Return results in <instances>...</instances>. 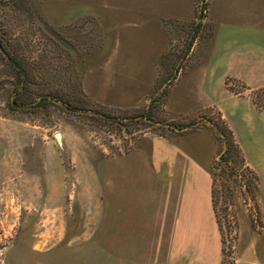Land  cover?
<instances>
[{
  "label": "rangeland",
  "instance_id": "374dc122",
  "mask_svg": "<svg viewBox=\"0 0 264 264\" xmlns=\"http://www.w3.org/2000/svg\"><path fill=\"white\" fill-rule=\"evenodd\" d=\"M204 3L0 0L7 51L29 64L46 91L81 82L83 105L92 110L15 111L8 107L12 78L0 85V264H264V184L246 159L231 162L228 179L218 157L212 162L213 216H202L201 229L188 219L186 235L172 233L171 219L160 226L137 217L148 237L123 239L103 216L113 197L112 185H101L107 159L143 135L179 138L213 132L208 120L226 123L201 89L212 45ZM3 54L0 74L7 73ZM225 85L264 105V87Z\"/></svg>",
  "mask_w": 264,
  "mask_h": 264
},
{
  "label": "crops",
  "instance_id": "0c3cea01",
  "mask_svg": "<svg viewBox=\"0 0 264 264\" xmlns=\"http://www.w3.org/2000/svg\"><path fill=\"white\" fill-rule=\"evenodd\" d=\"M207 19L212 45L200 68L201 89L220 108L244 159L264 184V110L249 97L237 98L225 85L232 79L250 91L264 87V0H209ZM218 156L210 130L179 138L139 137L129 152L106 160L101 185L108 181L113 197L104 203V219H114L123 239L148 237L135 223L137 217L143 225L159 220L162 226L161 220L171 219L172 233L178 235L187 234L190 218L201 229L202 216H213L210 169Z\"/></svg>",
  "mask_w": 264,
  "mask_h": 264
},
{
  "label": "trees",
  "instance_id": "16d2710c",
  "mask_svg": "<svg viewBox=\"0 0 264 264\" xmlns=\"http://www.w3.org/2000/svg\"><path fill=\"white\" fill-rule=\"evenodd\" d=\"M204 6H207V0H203ZM7 45L4 44L3 40H0V51L3 54V60L7 67V73L0 74V85L3 84L5 80H10L12 78V93L10 100L8 102V107L15 111H22L25 109H41L46 110L49 106L55 104H61L68 110L91 112L92 110L84 107L81 82H78V87L66 90H56V91H46L44 87L37 84L33 80V73L30 69L29 64L24 62V59L13 57L7 51ZM9 71V72H8ZM11 71V72H10ZM80 81V79H79ZM255 105L261 110L264 105H261L257 100L254 102ZM101 116V114H100ZM104 117V116H102ZM207 123L212 126L213 134L218 142L222 139L226 142L224 143L225 149L219 154L218 162L216 166H220L222 172V178L227 179L234 176V169L231 162L236 164H244L245 159L242 154L240 147L235 142L234 134L230 130L226 123L219 122L217 125H213L210 120ZM224 142V141H223ZM245 165V164H244ZM213 168L210 169V174L212 177V198L214 193V174ZM225 180V179H224ZM227 182V180H226Z\"/></svg>",
  "mask_w": 264,
  "mask_h": 264
},
{
  "label": "water",
  "instance_id": "95a60500",
  "mask_svg": "<svg viewBox=\"0 0 264 264\" xmlns=\"http://www.w3.org/2000/svg\"><path fill=\"white\" fill-rule=\"evenodd\" d=\"M57 138L59 139L60 138V135H57Z\"/></svg>",
  "mask_w": 264,
  "mask_h": 264
}]
</instances>
